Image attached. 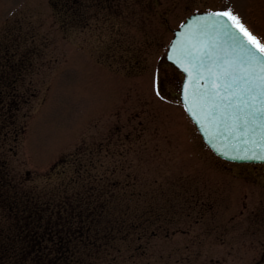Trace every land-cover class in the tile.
I'll return each instance as SVG.
<instances>
[{"label": "rangeland", "instance_id": "374dc122", "mask_svg": "<svg viewBox=\"0 0 264 264\" xmlns=\"http://www.w3.org/2000/svg\"><path fill=\"white\" fill-rule=\"evenodd\" d=\"M228 7L264 39V0H0V111L18 113L1 121L4 198H31L0 208L5 264H46L22 253L26 210L55 221L54 198L90 184L105 196L133 178L134 203L158 219L124 264H264V167L212 153L179 99L181 74L163 76L173 29Z\"/></svg>", "mask_w": 264, "mask_h": 264}, {"label": "snow or ice", "instance_id": "6c2138e0", "mask_svg": "<svg viewBox=\"0 0 264 264\" xmlns=\"http://www.w3.org/2000/svg\"><path fill=\"white\" fill-rule=\"evenodd\" d=\"M171 49L188 74L185 108L205 132L264 160V39L228 7L192 17Z\"/></svg>", "mask_w": 264, "mask_h": 264}, {"label": "trees", "instance_id": "16d2710c", "mask_svg": "<svg viewBox=\"0 0 264 264\" xmlns=\"http://www.w3.org/2000/svg\"><path fill=\"white\" fill-rule=\"evenodd\" d=\"M85 173L79 171L77 177L82 178ZM134 182L135 178L121 184L114 181L116 188L105 196L97 195L96 184L85 185L84 190L76 189L73 194L68 191V195H60L51 201V205L55 204L63 210L61 218L53 217L55 221L43 220L39 208L33 209L36 215L26 210V219L20 218L19 221V226L24 229L19 233V239L24 244L22 253L29 252L37 260L44 258L46 264H105L107 257L113 259L110 264H124L130 258L135 259L136 254L137 257L142 256L147 225L151 221L155 223L158 218L146 210L147 203L143 204L138 197L140 202L134 203L133 194L142 196L140 187L134 192L130 189L131 184L136 185ZM9 186L10 179H6V173L0 169V208L3 210L8 207L14 211L12 204L20 209V204L31 200L29 196L21 197L17 193L12 196L14 202L7 203L4 192L9 195L5 191ZM18 219L19 215H16ZM15 229H18L16 223ZM11 244L0 237V254L4 255L0 257V264L6 263L5 258L9 259L5 257L8 255L5 251Z\"/></svg>", "mask_w": 264, "mask_h": 264}, {"label": "water", "instance_id": "95a60500", "mask_svg": "<svg viewBox=\"0 0 264 264\" xmlns=\"http://www.w3.org/2000/svg\"><path fill=\"white\" fill-rule=\"evenodd\" d=\"M207 12H209V11L197 12V13L191 14L174 31V36H173L170 44L168 45L166 58H167V60H169V61L173 62L174 64H176L179 68H181V67L177 63H175L174 60L169 59V56L173 54L172 53V49H171V45L180 37L181 33H183L185 31V29L187 28L188 24L191 22L192 17L203 15V14H206ZM182 70H184V69H182ZM185 74H186V77L184 79L183 86H182V91H181V99H182L183 104H184L185 83L188 80V74L186 72H185ZM201 83H203V82L201 81ZM184 106H185V104H184ZM187 112L189 113L190 117L192 118V120L194 121L195 125L197 126V128H198L201 136L203 137V139L208 143V145L213 149V151L217 155L221 156L222 158H226V159H229V160H235V161H261V162H264V160L252 157L251 155H248L246 157L243 154V146L242 145H237V144L233 143L231 140H229L228 142H224V141H221L218 137L216 139H213L211 137L210 133H206L205 132L204 128L200 125V123L197 121V119L195 117H193L188 110H187Z\"/></svg>", "mask_w": 264, "mask_h": 264}, {"label": "flooded vegetation", "instance_id": "af4514ba", "mask_svg": "<svg viewBox=\"0 0 264 264\" xmlns=\"http://www.w3.org/2000/svg\"><path fill=\"white\" fill-rule=\"evenodd\" d=\"M0 56H1V58H4V60H6L7 61V63H1V65L3 64V66L4 65H8L9 64V57L7 56V55H5V54H0ZM0 77H5V75L4 76H1L0 75ZM6 77H9V75H6ZM14 78H12L10 81H3L2 82V84L4 85V86H10V87H16V85H17V82H14ZM13 91H11V93H12ZM2 94H4L5 96L6 95H10V91L9 90H7V92H4V91H2L1 90V88H0V96L2 95ZM9 104V103H8ZM3 106H5V105H3ZM3 106H2V108L1 109H4L3 108ZM9 106V105H8ZM5 112H7V111H5ZM4 112V110H2V111H0V130H4V127L6 126V124H4V123H1V121L2 120H8V121H10V124H11V122L13 121V120H16V117H17V112H16V114H13V115H8L7 113H5ZM1 140H2V138L0 137V142H1Z\"/></svg>", "mask_w": 264, "mask_h": 264}]
</instances>
